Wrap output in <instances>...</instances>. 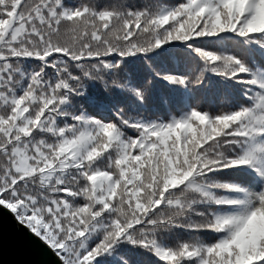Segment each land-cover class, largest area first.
<instances>
[{"label": "snow or ice", "instance_id": "obj_1", "mask_svg": "<svg viewBox=\"0 0 264 264\" xmlns=\"http://www.w3.org/2000/svg\"><path fill=\"white\" fill-rule=\"evenodd\" d=\"M0 206L59 264H264V0H0Z\"/></svg>", "mask_w": 264, "mask_h": 264}, {"label": "water", "instance_id": "obj_2", "mask_svg": "<svg viewBox=\"0 0 264 264\" xmlns=\"http://www.w3.org/2000/svg\"><path fill=\"white\" fill-rule=\"evenodd\" d=\"M0 264H59V261L44 242L0 206Z\"/></svg>", "mask_w": 264, "mask_h": 264}, {"label": "trees", "instance_id": "obj_3", "mask_svg": "<svg viewBox=\"0 0 264 264\" xmlns=\"http://www.w3.org/2000/svg\"><path fill=\"white\" fill-rule=\"evenodd\" d=\"M167 94L163 90L157 93V96L154 98V102L161 108L164 106V101L167 99ZM175 114V113H174Z\"/></svg>", "mask_w": 264, "mask_h": 264}]
</instances>
